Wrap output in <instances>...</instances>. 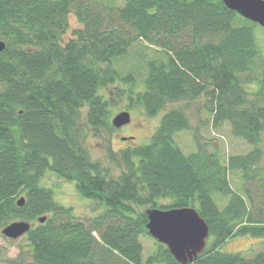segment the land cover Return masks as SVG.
Returning <instances> with one entry per match:
<instances>
[{
	"label": "trees",
	"instance_id": "1",
	"mask_svg": "<svg viewBox=\"0 0 264 264\" xmlns=\"http://www.w3.org/2000/svg\"><path fill=\"white\" fill-rule=\"evenodd\" d=\"M70 14L83 27L63 45ZM257 26L222 0H0L6 43L0 52V230L15 221L38 222L25 235L31 261L9 264H183L159 242L143 261L140 238L150 237L149 220L137 208L146 206L198 210L211 243L187 264H264V251L251 261L222 252L238 236L264 244V182L253 175L264 132ZM138 41L163 53L146 62L143 89L136 74L115 66ZM252 84L258 89L250 99L245 86ZM202 95L213 125L229 123L253 150L224 162L200 145L185 154L174 140L191 129L184 108L168 110L148 144L110 151L124 167L117 178L84 148V108L87 127L100 135L113 130L112 108L124 97L128 108L142 105L155 117L170 103ZM47 172L75 182L79 194L104 211L75 216L42 186ZM235 172L249 185L245 195L231 186ZM253 188H262L259 207ZM226 199L221 207L218 200Z\"/></svg>",
	"mask_w": 264,
	"mask_h": 264
},
{
	"label": "rangeland",
	"instance_id": "2",
	"mask_svg": "<svg viewBox=\"0 0 264 264\" xmlns=\"http://www.w3.org/2000/svg\"><path fill=\"white\" fill-rule=\"evenodd\" d=\"M117 3L122 5L124 0H117ZM69 24L70 28L63 37V45L75 37L73 34L75 30L83 27L74 14L69 16ZM255 35L264 59V29L261 26H257ZM162 57L163 53L158 47L148 46L146 43L138 41L134 43L126 56L115 61V66L123 73L133 72L136 74L139 82L138 89H143L141 83L146 74V62ZM245 88L249 93V98L253 99L258 89L257 85H246ZM207 101V98L202 95L194 101L170 103L157 116L148 117L142 105L128 108L131 101L124 97L118 105L112 108V118L121 112L128 111L131 115L130 123L120 129L114 127L111 132L103 131L100 135H96L90 127H87L85 120L87 109L84 108L82 120L86 128L84 148L92 161L99 162L108 171V176L117 178L124 167L117 160H112L110 151L119 154L121 150L128 147L148 144L165 113L170 109L184 108L189 116L191 129L175 134L174 140L185 154L196 152L198 145H200L208 152H216L224 162L229 156L244 155L253 150V145L232 134L229 123L217 128L213 125V113L206 108ZM258 147L262 152V157L256 164L253 175L257 176L258 182L261 183V181L264 182V132L261 134V141ZM229 179L232 188L245 195L249 185L245 184L241 174L238 172L229 173ZM256 185L258 186V183ZM42 186L52 189L55 193L56 201L66 207H71L75 216L92 218L104 211V208L96 205L95 201L82 197L77 191L75 182H67L60 179L52 172L46 173L42 179ZM251 194L256 199V206L259 207L257 196L262 194V188H253ZM227 201V199L223 200V202L218 200V203L222 207ZM137 209L147 211L151 208L146 206ZM31 223L32 225L38 224L37 221ZM2 230L3 228L0 230V264H9L11 261L19 262L20 260L29 263L31 261V248L25 236L13 240L5 237L2 234ZM140 242L144 247L143 261H145L149 255L156 251L158 241L151 236H142ZM207 243H211V239L208 238ZM262 251H264L262 239L248 235L234 237L222 247L223 253L239 254L246 261H251L256 254Z\"/></svg>",
	"mask_w": 264,
	"mask_h": 264
},
{
	"label": "water",
	"instance_id": "3",
	"mask_svg": "<svg viewBox=\"0 0 264 264\" xmlns=\"http://www.w3.org/2000/svg\"><path fill=\"white\" fill-rule=\"evenodd\" d=\"M227 8L237 12L241 17L258 24L264 29V0H222ZM6 43L0 40V52ZM131 115L128 111L121 112L112 118L113 127L120 129L129 124ZM126 139V138H124ZM25 198L18 201L23 206ZM149 235L168 247L174 258L183 263L193 262L207 246L210 231L198 210L193 207L175 208L170 210H147ZM46 217L39 219L42 224ZM32 225L28 221H15L3 228L2 234L10 239H19L26 235ZM254 264V263H246Z\"/></svg>",
	"mask_w": 264,
	"mask_h": 264
}]
</instances>
